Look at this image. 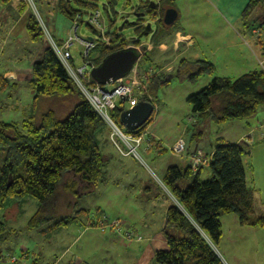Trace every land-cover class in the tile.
Masks as SVG:
<instances>
[{"label":"trees","instance_id":"trees-1","mask_svg":"<svg viewBox=\"0 0 264 264\" xmlns=\"http://www.w3.org/2000/svg\"><path fill=\"white\" fill-rule=\"evenodd\" d=\"M11 1L0 0V3L7 4ZM20 1L19 14L26 7L23 0ZM75 1L80 6L92 8L91 12L97 10L92 2ZM107 1L113 8L116 0ZM261 5L264 6V0H249L241 15L245 28L257 25V29L264 31V12L250 20ZM59 7L63 9L61 0ZM78 12L63 11L70 21ZM135 12L154 20L155 27H151L149 34L155 45L168 36L167 30L172 24L166 26L163 23L164 10L157 3L141 2ZM82 14L84 16L86 13ZM140 21L142 20L125 22L123 27L133 25L135 32L141 35L145 31V25ZM108 23L111 27L114 20L108 18ZM85 25L95 34L89 24ZM25 29L32 42L27 50L31 61L28 84L34 94L32 111L39 97L78 96L74 108L63 120H57L55 113L49 110L41 114L38 120L35 112H32L21 123L0 122V210L5 208L9 200L32 197L36 200V209L29 217L26 228L48 234L67 226L76 217L58 216L59 213L62 214L59 199L65 202V208L71 207L79 193H85L102 183L104 159L98 135L107 127L71 79L51 44L42 41L44 32L34 14L27 18ZM106 35L110 37L111 43H97L86 59L94 67L99 66L109 54L140 42L135 38L126 41L121 35L109 31ZM52 40L57 46H61L64 39ZM256 42L264 49V39L258 37ZM151 54L152 51L145 52L140 58V65L153 63ZM70 62L73 63V60ZM177 69L178 76L191 82H195L203 74L213 75L215 70L209 61L190 63L184 59L179 61ZM171 78L172 74L152 75L148 79V93L154 96ZM141 101L151 102L146 95L139 97V102ZM186 101L197 122L208 119L221 124L249 119L264 106V70L249 71L236 78L213 76L203 88L189 95ZM123 112L121 108L114 111L118 123H121ZM152 115L143 126L131 132L141 134L150 125ZM246 148L245 142L218 141L207 167L209 177L205 180H200L202 170L193 173L189 166H170L166 169L162 183L178 204H172L166 210L162 232L167 249L155 252V264H224L214 249L222 234L220 219L224 215L235 214L240 225L264 227V215L254 214L252 191L248 186L243 162ZM152 149L159 150L154 141ZM67 174H71L73 178H68ZM183 178L191 179L190 184L178 185ZM77 180L82 185L81 190H78ZM82 189L87 190L82 192ZM91 222L92 226L98 227L96 220L92 218ZM4 232L5 223L0 220V237ZM19 258H23V252Z\"/></svg>","mask_w":264,"mask_h":264},{"label":"rangeland","instance_id":"rangeland-1","mask_svg":"<svg viewBox=\"0 0 264 264\" xmlns=\"http://www.w3.org/2000/svg\"><path fill=\"white\" fill-rule=\"evenodd\" d=\"M82 1L92 2L96 6L100 14V30L103 29V37L107 39H103V37L100 36L99 33H97V30L94 34L91 29L87 28L84 23L82 24L80 22L78 34L81 37H95L99 40H97V43L108 42V44H110V37L106 35V32L109 31V33H117L118 35H121L126 41H129L133 38H139V44L132 43L127 47H138L141 50L142 54H144L145 52H150V50L148 49V44L150 41L149 36H145L143 34L138 35L135 32L136 28L133 25H126L125 27H123V24L125 22L134 23L137 20V17L135 16V8L141 2L149 1L157 3L160 9H163L164 12L167 9H173L177 12V19L171 26H169L167 35H174V33L177 31L190 33L192 35L195 44L193 47H188L185 44L183 49L181 48L179 52L177 51L178 54L176 55V58L178 57L179 61L181 59H207L209 61H214L216 58H218L220 61L218 62L217 60V68L214 70L213 75L203 74L195 82H191L186 78L178 76V69H176L178 63L177 59L175 61L173 60L174 54L171 57L169 56L167 62L163 63V66L168 64L167 66L171 67V72H169V74H172V78L167 85L159 88L154 95L156 102L155 104H153L155 107L152 113L153 120L149 127H151V129H155L159 134H161L164 137L163 140L165 142H169L168 144H165L168 154H166L161 160L157 159V161L155 162L152 161L153 159L150 158V156L142 151L143 149L138 150L141 159H136L132 156L124 157L125 161L130 162L133 172L136 174V178L141 177L142 179H148L152 182V184H158L165 189L166 187L162 183V170L164 171L165 169H167V167L176 164V161L182 160V162H184L185 164H188L189 161L187 157H184L187 151L182 156L178 157L170 155V146L173 145L177 138L182 137L187 143V150H189L188 142L192 134L195 133L196 136L191 144L190 149H194L195 147L199 146L208 153L210 152L216 137L229 135L227 138L228 140H235L239 136L241 131L245 129L246 125L243 120L230 122L227 121L229 123L224 125H218L210 122L205 124V122L203 123L202 120L197 122L195 117L191 113L190 105L187 103L186 99L189 95L203 88L213 76L237 77L239 76L238 74L242 72L245 73L244 71H248L249 69H251L252 66L250 65H254V67H260V65L255 62L256 60L253 57L254 55L250 51L249 47L243 43V41L249 40L247 38L256 39L253 34L252 28L257 29V25L251 27L250 29L245 28L241 16L239 22L236 24H232L229 21L224 20V15L219 11H216L214 7L209 4L211 3L210 0H116L113 8L110 7L107 0ZM23 2L25 6H28L32 10V14H34L39 21L44 32L42 41L46 44H51L52 38L61 40L67 37V34L69 33L71 27V21L64 15L63 11L68 12V10H77L79 11L78 13L82 15L80 17L85 18L87 14L92 13L91 10H93L90 7L80 6L75 0H61L63 9H60L59 7L60 0H23ZM82 12L86 14L83 16ZM263 12L264 6L261 5L255 10L250 20L253 19L254 16L261 15ZM76 14L73 15L72 21L75 20ZM240 15H242V13ZM108 18L114 20V23L111 24V27H109L108 25ZM143 19L150 22V24L154 28V20H150V18L146 15H144ZM170 45L171 39L166 43L167 49H169L167 50V52L170 51V48L172 46ZM23 47L24 44H21L19 48L23 49ZM80 50V47L76 45L71 48V55L75 69L81 67L82 65V58L79 54ZM212 52H214L215 54L212 55ZM244 61L249 64L244 66ZM25 63L26 62L24 60L23 64ZM137 65L138 68L142 71L144 68L147 69L151 67L153 68V70L158 72V70L154 67L155 62H147L146 64L140 65L139 60L137 62ZM107 89H110V87H107ZM77 97L78 96L76 95L63 98L39 97L38 101L36 100L37 103L35 101L36 104L33 113L35 112L38 120L41 114L51 110L55 113L57 120H63L74 108ZM153 100L154 98L151 99L152 103ZM18 116V113L12 114V116L7 119H16V117ZM258 116L252 118V121L250 122L251 125L258 126L259 123L262 122L261 120L260 122L256 121L259 118ZM263 125L264 123H262L259 127L261 129H264ZM146 129H143L141 132L144 133ZM98 138L100 145L101 141H103L104 139V142H106L105 146H111L114 152L119 155L109 140V131L107 128L103 133L99 135ZM151 138L152 136L150 137V141ZM151 142L153 145V141ZM141 148H145V143L141 146ZM150 149H152V146ZM180 157H183V159H181ZM104 158L108 159V156H106L105 153ZM243 162L246 169L245 159H243ZM1 163L2 157L0 156V164ZM208 177L209 171L207 170V168H205L201 172L200 180H205ZM190 182L191 179L183 178L178 182V185L186 186L190 184ZM119 187V189L123 191L124 197L125 190L128 187H126L125 182H121ZM108 188L110 189V187H107V189L105 187V191H108ZM93 189L89 191L87 189V191L82 189V192L84 190L89 194L87 193L82 195V193H79L76 200L73 201L75 204H73L71 207L65 208V202H63L62 199H59V210L62 214L59 213L58 216H73L76 215V210L80 208L88 209L89 207H91L92 203H96V200L99 198V194L94 193L92 191ZM126 193L128 196V193L130 194L131 192L127 191ZM60 194H62L61 191ZM85 195H89V197ZM121 198L122 196L118 195L115 199L116 203H110L105 206V211L109 214L110 217L115 215L116 212L114 211V204H116V207H119L118 204L121 203ZM127 199L129 206L134 205L132 204V199ZM35 202L36 200L29 196H27L23 200H9L6 203L5 208L0 210V220H2L6 226V232L4 234V237H6V244H4L3 247H7L10 249V251H12V254H7V252H4L2 256H0L2 257L0 258L1 260L10 262L12 256L15 258H19L20 253L23 252V257L26 256L27 258H29L30 253H34L33 256H30L31 258L29 261L35 259L37 264H53L55 257H58V255L62 253V249L60 248V246L64 245L65 242L67 243L68 241H70L71 236L74 237L78 235V233L74 231V229H77L76 225L74 223H70L67 227H62L63 229L59 230L58 233L63 234V237H60V235L59 237H57L56 235L50 233L41 234L39 232L40 234H38L37 231L32 230L31 234H35V237L33 236L32 238H28L26 236V232H24L25 228H21L20 225L22 224L19 223H23L24 221H26V219L32 214L35 208ZM100 202L104 203L102 199L100 200ZM161 205L162 203L157 204L156 208L151 213H146L148 215L153 214V216L155 217H160V214L162 212ZM90 211L91 213H94V210ZM79 216L80 219H83L87 217V214L85 212H82ZM224 216H229L224 217L226 218L225 220H227L231 216L236 215L228 214ZM102 217L103 216H100V218L97 220L98 226ZM112 219L116 218H108V220ZM15 220H17V222H15ZM10 228H15L16 231H8ZM245 228L248 227L246 226ZM245 228L244 230H238L236 227L229 225V222L225 223L224 221V224L222 226L223 237L221 238V242L216 245L215 248L220 254H218L219 257L225 264L231 263L227 251H231L232 253L236 250L237 253L235 254V256L240 257L239 260H246L245 264H264V228L256 227L255 231H248V229ZM106 231L108 232L109 229H107ZM69 232H71L72 234H69ZM82 240L83 237L81 241ZM80 243L81 242H79V244ZM23 245H25L26 250L21 251L20 247ZM38 246L41 247L40 250L37 249ZM105 251H108V253L110 252V250ZM37 252L41 254L38 255ZM116 252V249L112 250L111 255H115ZM73 253L74 246L71 247L70 252L66 255V258L73 257ZM224 253L226 254L225 257ZM99 255L100 252L96 254L97 257H99ZM89 257L90 259L88 260V262H83L76 258L75 260H73V263L92 264L99 261L97 257H95V255L89 254ZM64 261L65 260H62L57 264H64Z\"/></svg>","mask_w":264,"mask_h":264},{"label":"crops","instance_id":"crops-1","mask_svg":"<svg viewBox=\"0 0 264 264\" xmlns=\"http://www.w3.org/2000/svg\"><path fill=\"white\" fill-rule=\"evenodd\" d=\"M210 1L211 3L209 4L212 5V7H214L216 11H219L221 14L224 15V20L229 21L232 24H236L239 22L241 16L240 14L249 2V0ZM20 2V0H12L7 4L0 3V87H2L0 90V122L21 123L25 118H29L33 112L32 103L34 96L33 91L28 84L31 72V61L28 59L27 55V50L32 46V42L30 41L25 29L27 18L32 15V10L28 6H26L23 13L19 14L18 12L21 6ZM146 23L148 22L144 20L141 24L145 25ZM149 39L150 41L148 44V49L152 51L151 55L153 63L155 62V65L158 66L156 68L158 70V73L165 75H168L169 72H171V67L167 66L168 64L163 66V63L168 61L169 56L171 57L174 54L173 60L175 61L177 59V63H179L178 57L176 58V55L178 54L180 49H183L185 44L188 47H193L195 44V42L193 41V37L190 33H183L181 31L175 32L174 35H168L164 37L161 41L158 42L157 45H155L153 43L154 41L151 40L150 34ZM170 39L172 46L170 45V51L167 52V50L169 49H167L166 43ZM247 39L249 40H245L243 41V43L249 47L250 51L254 55L253 57L256 60L255 62L258 63L260 67H254V65H250L252 66L251 69L244 72L247 73L253 70H264V49H262L261 46L257 44L256 39ZM21 44H24L23 49L19 48ZM211 54L214 55L215 53L212 52ZM24 60L26 62L25 64H23ZM198 60L199 59L186 61L194 63ZM217 60L218 62H220L218 58H216L214 61H209L206 59V61H209L213 64L215 69L217 68ZM247 64L249 63L244 61V66ZM242 73L238 75L240 76L242 75ZM152 98H154L153 104H155L156 99L154 96H152ZM16 113H18L19 115L18 117H16V119H7L12 116V114ZM257 116L259 118L256 121L260 122L261 120L262 122L259 123L258 126L251 125L250 122L252 121V118ZM253 117L243 120L246 125L245 129L241 131V133L235 140H228L227 138L229 135L218 136L215 138V142L211 147L210 152L208 153L199 146L195 148H200L204 150L208 155H211L215 144L220 140H223L228 143L245 142L247 148L243 159H245L246 164L248 186L252 191L254 214L256 216H259L264 215V129H261L259 127L262 123H264V106L260 107ZM204 122L205 124L209 122L214 123L208 119L203 120V123ZM229 122L226 121L225 123L221 124L224 125ZM149 126L146 131L152 136V141L156 142L159 147V150H145L143 148H141V150L143 149L142 151L145 152L148 156H150V158L153 159L152 161L155 162L157 161V159L161 160L166 154H168V152L166 151L167 148L165 147V144H168L169 142H165L163 140L164 137L159 134L155 129H151V127ZM195 136L196 134L193 133L190 137V140L188 142L189 150H187V153L184 156L185 158H188L187 155L195 149H190ZM105 143L106 142H104L103 139V141H101V145L99 144L104 159L103 181L92 190L94 193L99 194V198L96 200V203L93 202L92 206L88 209L80 208L75 211L76 217L70 223H74L76 225L77 229H74V231H76L78 235L74 237L71 236L70 241H68L67 243L65 242L64 245L60 246V248L62 249V253L59 254L58 257H55L53 264H57L62 260H65L64 264H75L73 263V260H75L76 258L83 262H88V260L90 259L89 254L95 255V257H97L96 254L98 252H100L99 257H97L99 261L97 263L92 264H155V252L157 250L167 249L166 241L162 232L165 226V213L170 205L178 203H176V200L172 197L170 192L168 193V190L166 188L165 190L158 184H152V182L148 179H142L141 177L136 178V174L133 172L130 162L125 161L124 157L117 155L111 148V146H105ZM104 153L106 156H108V159L104 158ZM170 155L178 157L173 154ZM180 158L183 159V157ZM188 164H185L184 162H182V160H180L176 161V164H173L172 166L184 168L189 166ZM165 170H162V179L164 177ZM67 177L71 178L72 176L71 174H67ZM78 181L79 180H77V182ZM121 182H125L126 187H128L125 190L124 197L123 191L119 189ZM81 187L82 185L80 184V182H78V190ZM105 187L106 189L107 187H110V189L108 188V191H105ZM127 191L131 192L130 194L128 193V196L126 193ZM87 193L88 192L82 193V195ZM118 195L122 196V198L120 199L121 203L118 204L119 207H116V204H114V211L116 213L114 216L110 217L109 214L105 211V206L110 203H116L115 199ZM85 196L89 197V195ZM112 196L114 198V201ZM127 198L132 199V204L134 205L129 206ZM101 199L104 203L100 202ZM160 203H162V212L160 214V217L158 216L159 218L153 216V214L148 215L146 213H151L156 208V205ZM35 209L36 204L34 211ZM90 210H94V213H91ZM34 211L32 212V214L34 213ZM82 212H85L87 214V217L80 219L79 215ZM100 216H105L106 218L120 219L126 229L134 231L135 233L141 235L142 240L139 242H126L120 235H115L111 230H109L108 232L106 230L102 231L96 226H92L91 219L93 218L97 221ZM29 217L26 219V221H24L23 223L20 222L19 224H22L20 225L21 228H25L24 232H26V236L28 238H32L35 234L32 235V231L26 228V223ZM224 217L229 216H223L220 219L221 231L224 221L225 223L229 222V225L236 227L238 230H244V228L247 226L240 225L237 216H231L227 220H225L226 218ZM15 222H17V220H15ZM247 227L248 228L245 229H248V231H255L257 226ZM63 228H58L50 234H54L57 237H59V235L60 237H63V234L58 233L59 230ZM8 231L15 232L16 229L10 228ZM70 233L71 232H69V234ZM4 234L2 237H0V256H2L4 252H7V254H12V251H10L9 248L3 247V245L6 244V237H4ZM38 234L40 233L38 232ZM82 237L83 240L81 241ZM222 237L223 231L218 244L221 242ZM79 242L81 243L79 244ZM72 246H74V253L72 254L73 257L66 258V255L70 252ZM40 248V246L37 247L38 250H40ZM20 249L21 251L26 250L25 245L21 246ZM114 249H116L117 252L115 255H111V251ZM214 249L216 253L219 254L215 246ZM105 250H110V252L108 253V251ZM236 253L237 250L232 253L231 251H227V254H229V258L231 260V263L229 264H245L246 260H239L240 257H236ZM37 254L40 255L41 253L37 252ZM31 255L33 256L34 253H30L29 258H16L15 261L10 260V262L0 259V264H37L35 259L29 261ZM225 256L226 254L224 255V257Z\"/></svg>","mask_w":264,"mask_h":264},{"label":"built area","instance_id":"built-area-1","mask_svg":"<svg viewBox=\"0 0 264 264\" xmlns=\"http://www.w3.org/2000/svg\"><path fill=\"white\" fill-rule=\"evenodd\" d=\"M80 16L82 15L77 13L75 20H71L69 33L61 46H57L51 40L52 49L85 99L106 124L109 131V140L116 152L122 157L132 156L136 159H141L138 150L141 149L144 143L145 148L143 149L145 150L153 146L151 142L152 138L150 141L151 135L147 131L138 135L128 131L122 123L116 121L114 111L117 108L126 111L136 106L139 103V97L142 95H146L151 100L152 96L148 93V79L158 72L153 70V68H144L142 71L136 63L131 71L122 79L106 85L97 84L90 76V71L94 66L89 64L86 59L96 46L98 39L95 37L92 39L81 37L78 34V29L80 22L82 24H89L95 32L97 30V33L103 37V29L100 30V14L99 11L95 10L87 14L85 18ZM253 34L256 38L260 37L264 39V31L261 29H253ZM103 39L107 38L103 37ZM105 43L108 44V42ZM75 45L80 47L79 54L82 58V65L77 69L70 62V60H73L71 48ZM107 87H110V89H107ZM186 145L187 143L182 137L177 138L173 145L170 146L171 154L182 156L187 151ZM187 156L189 167L193 173L207 168L211 161V155H208L200 148H195ZM98 228L102 231L109 229L115 235H120L126 242H139L142 240L141 235L126 229L123 222L119 219L108 220V218L103 216ZM11 260L15 261L16 258L12 256Z\"/></svg>","mask_w":264,"mask_h":264},{"label":"water","instance_id":"water-1","mask_svg":"<svg viewBox=\"0 0 264 264\" xmlns=\"http://www.w3.org/2000/svg\"><path fill=\"white\" fill-rule=\"evenodd\" d=\"M135 16L139 19L143 18L144 14L136 13ZM176 19L177 12L175 10L167 9L164 12L163 23L166 26L173 24ZM150 30L151 24L148 22L145 24V31L142 34L147 36ZM137 39L139 40V38ZM142 55L141 50L134 46L113 52L106 56L99 66L92 68L90 76L99 85H106L122 79L131 71ZM153 110L154 106L151 102L141 101L136 106L124 111L120 121L128 131H135L150 119Z\"/></svg>","mask_w":264,"mask_h":264},{"label":"flooded vegetation","instance_id":"flooded-vegetation-1","mask_svg":"<svg viewBox=\"0 0 264 264\" xmlns=\"http://www.w3.org/2000/svg\"><path fill=\"white\" fill-rule=\"evenodd\" d=\"M137 20H142V21H140L141 23L144 21L143 18H139V19H137ZM150 20H152V19H150ZM147 22H148V21H147Z\"/></svg>","mask_w":264,"mask_h":264},{"label":"bare ground","instance_id":"bare-ground-1","mask_svg":"<svg viewBox=\"0 0 264 264\" xmlns=\"http://www.w3.org/2000/svg\"><path fill=\"white\" fill-rule=\"evenodd\" d=\"M153 29V28H152ZM261 46V45H260Z\"/></svg>","mask_w":264,"mask_h":264}]
</instances>
